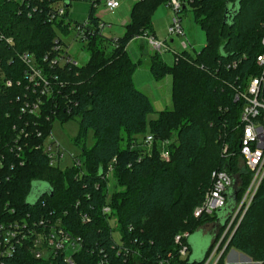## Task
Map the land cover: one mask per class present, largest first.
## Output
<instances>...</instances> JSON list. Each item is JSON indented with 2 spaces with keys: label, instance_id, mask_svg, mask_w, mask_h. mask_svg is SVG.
I'll return each instance as SVG.
<instances>
[{
  "label": "trees",
  "instance_id": "1",
  "mask_svg": "<svg viewBox=\"0 0 264 264\" xmlns=\"http://www.w3.org/2000/svg\"><path fill=\"white\" fill-rule=\"evenodd\" d=\"M55 1L43 0L41 9L29 16L16 3L0 0V33L5 36L0 40V153L6 158L0 174V221L27 212L61 216L64 227L82 237L72 264H204L252 179L239 155L242 104L234 100L233 84L257 72L256 58L263 51L264 0H184L183 11L191 7L205 31L206 44L195 56L177 52L171 66L158 52L150 55L155 78L170 74L173 80L172 108L158 112L134 84L138 63L128 56L127 46L135 37L151 34L153 14L168 0L134 3L124 35L118 38L100 32L95 8L102 0H92L87 18L92 33L83 43L88 59L81 65L58 66L42 60L46 54L54 56L56 44H64L59 32L66 34L71 25L67 11L60 19H48ZM24 51L35 55L51 80L52 93L43 95L39 115L22 111L35 97L29 95L23 76L25 65L19 54ZM235 60L239 65L229 67ZM7 80L13 81L11 86ZM152 112L158 116L149 120ZM75 117L78 143L89 129L94 131L93 145L88 149L82 144L85 171L75 165L66 169L50 165L42 147L55 119ZM145 133L153 135L151 147L137 140ZM165 140L170 141L169 160L160 154ZM111 163L116 183L110 191L103 176ZM218 169L228 170L234 179L226 204L214 214L195 217L190 212L202 203L212 186V172ZM105 205L109 214L102 210ZM243 211L244 207L220 244L221 250L228 242L217 264H225L232 248L264 264V180ZM85 215L88 219L83 220ZM208 223L217 224L219 231L205 254L193 255L190 237ZM185 231L189 235L177 242L175 237ZM184 245L185 257L179 252ZM63 256L35 258L20 249L13 261L71 264Z\"/></svg>",
  "mask_w": 264,
  "mask_h": 264
},
{
  "label": "built area",
  "instance_id": "2",
  "mask_svg": "<svg viewBox=\"0 0 264 264\" xmlns=\"http://www.w3.org/2000/svg\"><path fill=\"white\" fill-rule=\"evenodd\" d=\"M7 2L16 3L21 11H27L31 16L34 12L41 9V2L43 0H5ZM52 3V9L49 10L48 19L51 21L60 19L66 13V7ZM105 6L109 9H115L119 7V0H104ZM184 0H168L166 6L171 8L174 12L171 23L168 25V33L170 35L185 36L184 27L182 24V17L180 15L183 11ZM105 24L100 21L99 29L103 34V28ZM74 28L77 31V37L83 42L91 34L90 23L86 19L84 22H75ZM71 29V25L69 27ZM104 35V34H103ZM147 42L154 52H161L163 50H169V44L165 41H161L151 34L145 35ZM5 36L0 33V40ZM7 42L12 43V39L6 38ZM261 45L263 48L256 58V73H249L242 81L237 80L236 85L233 84L234 100L240 102V114L238 118V145L239 155L242 161L248 169L252 171V179L246 192L240 202L238 209L233 216L232 220L238 214V212L244 207V211L249 207L255 193L264 180V35L261 39ZM184 49L188 47L186 40L182 41ZM63 44H56L54 56L46 54L43 57V62L47 61L50 65H62L65 63L78 64L77 60L73 59L67 50L64 49ZM19 58L25 65L23 76L28 83L27 88L31 90L29 93L35 95L34 100L31 103L27 102L22 107V111L29 112L31 114H41V108L43 106V95L52 93L51 80L49 75L44 72L41 63L36 59L32 52L24 51L19 54ZM240 63V60H235L229 67L235 68ZM12 80H7L6 85L11 86ZM21 81H18L20 84ZM40 134H38L39 136ZM153 135L148 134L144 137L141 145L144 147H151L153 145ZM45 143V141H44ZM135 144V143H133ZM169 140L162 141L163 148L161 150V157L165 160H169L168 146ZM50 165L58 166L62 153L60 148H57V156L51 152L52 145L50 143L48 150L45 149ZM39 148V146H35ZM20 150L21 148L18 147ZM227 151V146L224 148ZM19 156V155H18ZM20 158V157H19ZM5 156L0 153V174L4 172L6 163ZM116 161V158L113 160ZM20 162L23 163L24 159L20 158ZM12 167L15 166V162L12 161ZM75 166L81 167L79 164ZM114 165L113 163L108 165V170L103 176L104 180H109L113 177ZM1 181V175H0ZM233 176L226 169H218L212 172V186L207 190L204 196V200L201 205L195 208V216H201L203 214H214L216 210L224 207L227 201L226 193L233 184ZM108 184V183H107ZM109 186V184H108ZM105 214H109L111 209L105 205L102 208ZM13 212L14 209H13ZM40 213L39 215L27 212L20 217L14 219L5 218L0 221V264H14L13 258L16 257L20 249H26L35 258H50L55 257L58 254L64 255L63 257L72 264V254L77 252L82 246V237L75 235L69 231L62 224V217L59 215ZM88 219V215L83 217V220ZM188 232L182 235H177L175 240L181 241V238L187 237ZM219 248V243L214 244V247L205 261V264H216V261L211 262L212 258L216 256ZM183 257L187 254V247L184 245L179 251Z\"/></svg>",
  "mask_w": 264,
  "mask_h": 264
},
{
  "label": "rangeland",
  "instance_id": "3",
  "mask_svg": "<svg viewBox=\"0 0 264 264\" xmlns=\"http://www.w3.org/2000/svg\"><path fill=\"white\" fill-rule=\"evenodd\" d=\"M91 1L92 0H57L56 2L57 5L66 7V11L68 14L67 21L71 22V29H68L69 31L66 34L60 31L59 36L64 42V49L68 51L73 59L77 60L79 65L83 64L88 59L89 54L84 47V42L79 37H77V31L74 28V24L78 21L84 22L88 18ZM119 1L121 2L120 7L112 10L105 6L104 0L96 4L95 15L99 16L100 21L106 25L105 28H103V34L106 38H118L124 35L125 22L129 18L128 5L136 0ZM172 11L173 10L166 6V4H162L156 9L152 18V27L156 38L161 41H166V43L170 45L169 50H163L160 52L161 54L158 52L159 55H161L163 61L166 62V64H168L169 66L173 65L175 62V52H181L184 50V48L181 46L183 40H186L188 43V49H186V51L190 55L195 56L206 44L207 39L205 31L195 21L194 13L190 6H188L186 10L181 11L180 13L182 17L185 36L170 35L168 33V25L171 23V19L174 14V12ZM171 39H173L172 42ZM142 41H144V48L140 47L141 41H130L127 46L128 56L132 59L133 62L138 63L133 75L134 84L138 89L145 92L151 98L155 111L158 112L160 109L170 110V108H172V76L168 74L161 79L155 78L150 70V55L154 51L151 53L150 46L147 44L148 42L145 43V40ZM157 112L150 113L148 119L150 120L157 118ZM78 128L80 127L77 117L68 119L66 121L55 119L52 123L51 133L45 137V149L48 150L51 143V145L53 146L51 152L57 156V148H60V153H62L63 155H61L57 164L61 169H66L67 167H72L73 165L79 164L82 171H85V163L87 157L86 154L82 151V144L85 143L84 145L88 149L93 145L94 131L93 129H89L85 138L83 139L82 144H80L77 142V137L79 135ZM147 133L138 135V142H142L144 136ZM121 145H126V136L124 135ZM161 148H163L162 144ZM107 183L109 184V188L111 191L114 188V184L116 183L114 177L111 176V178L107 180ZM196 207H193V211H191L190 213L194 214ZM245 211H243V214L245 213ZM110 222L114 226L116 223V218L112 217L110 219ZM231 222L228 224L227 228L218 239V241L215 242V245L219 243V248L216 256L211 260V262L213 261V263L216 261L217 264L220 255L228 244L227 242L224 245L223 249L220 250V244L223 241L226 232L230 228L232 224ZM211 230L213 231V234L216 235L219 231L217 224H205L191 235L190 241L192 243L193 252L191 251L190 253H193V255H203L206 253V250H208V248L213 243V235L210 233H206L212 232ZM113 236L115 240L119 241L120 236L118 231H114ZM190 255V257L192 258V254ZM248 257L251 258L250 256ZM251 260L253 262H258L254 261L252 258Z\"/></svg>",
  "mask_w": 264,
  "mask_h": 264
},
{
  "label": "crops",
  "instance_id": "4",
  "mask_svg": "<svg viewBox=\"0 0 264 264\" xmlns=\"http://www.w3.org/2000/svg\"><path fill=\"white\" fill-rule=\"evenodd\" d=\"M138 0H136V1H134L133 3H131V4H129L128 5V10H129V18L126 20V22H125V25L129 22V19H130V10H131V8H132V6L134 5V3H136ZM120 5H121V2H120ZM120 5H119V7H120ZM118 8V7H117ZM100 18V17H99ZM79 22V21H78ZM151 35H153L154 37H156L155 36V33L152 31L151 32ZM142 40H145V43L147 42V38H146V36L145 35H141V36H137V37H135L132 41H141V43H140V47L141 48H144V41H142ZM173 41V39H171V42ZM166 42V41H165ZM148 44V43H147ZM149 45V44H148ZM181 46H182V43H181ZM169 47H170V45H169ZM183 47V46H182ZM186 49H188V47L186 48ZM186 49H184V50H186ZM150 52L152 53L153 52V50L151 49V47H150ZM176 53L177 52H175V56H176ZM161 54V53H160ZM162 107V106H161ZM161 110V109H160ZM159 110V111H160ZM212 231V230H211ZM206 233H210V234H212L213 235V241H214V238H215V234H213V231L212 232H206ZM226 264H261L260 262H253L252 260H251V258H249L248 256H247V254H244V253H242V252H240V251H238V250H236L235 248H232L230 251H229V253H228V255H227V257H226Z\"/></svg>",
  "mask_w": 264,
  "mask_h": 264
},
{
  "label": "water",
  "instance_id": "5",
  "mask_svg": "<svg viewBox=\"0 0 264 264\" xmlns=\"http://www.w3.org/2000/svg\"><path fill=\"white\" fill-rule=\"evenodd\" d=\"M235 217H236V216H235ZM233 220H234V219H233ZM233 220H232V222H233ZM232 222H231V223H232Z\"/></svg>",
  "mask_w": 264,
  "mask_h": 264
}]
</instances>
